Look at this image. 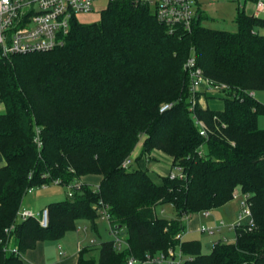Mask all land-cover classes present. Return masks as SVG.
I'll return each instance as SVG.
<instances>
[{"label": "trees", "instance_id": "1", "mask_svg": "<svg viewBox=\"0 0 264 264\" xmlns=\"http://www.w3.org/2000/svg\"><path fill=\"white\" fill-rule=\"evenodd\" d=\"M100 16L91 24L74 20L52 51L0 59V264H24L5 247L25 256L80 221L98 233L100 200L110 207L112 240L101 243L98 258L83 249L78 264L144 262L170 249L192 257L183 264H264V104L245 94L264 92V19L238 8L236 32L210 29L201 15L190 31L170 34L147 4L111 2ZM191 57L208 79L231 87L218 95L224 110H190ZM165 104L174 107L161 113ZM195 116L209 127L207 138ZM140 143L143 155L172 157L187 179L167 175L158 183L148 170L124 169ZM90 176L102 178L99 192L84 183L72 198L50 204L48 228L29 219L6 233L30 189L57 180L67 188ZM235 194L248 197L255 221L235 231V242L219 241L203 254L200 241L176 239L186 217L219 209ZM165 206L174 218L162 217ZM113 232L124 239L122 250Z\"/></svg>", "mask_w": 264, "mask_h": 264}, {"label": "built area", "instance_id": "2", "mask_svg": "<svg viewBox=\"0 0 264 264\" xmlns=\"http://www.w3.org/2000/svg\"><path fill=\"white\" fill-rule=\"evenodd\" d=\"M98 0H0V59L8 58L13 55H30L52 51L64 44V37L71 30V23L78 20L80 15L90 14L94 11L95 4ZM134 1L136 3L147 4L153 7L157 20L168 28L170 34L176 33L177 29L190 31L194 22L201 16L199 7L201 2L209 5L218 4L220 0H110L111 2ZM255 17H261L264 14V0H254ZM185 69L191 78V106L190 110L195 112L200 106V98L203 94L220 95L224 92L231 91V87L227 84L216 83L208 79L201 68L197 66L196 59L191 57ZM251 98L256 97L255 92L245 93ZM233 98H238L237 93ZM239 99H241L239 97ZM174 104H165L161 107L160 112L165 113L171 110ZM197 125L199 126L200 135L207 138L209 135V127L207 124L195 116ZM35 143L39 150L43 148L41 131L36 129ZM199 156H204L203 148L198 152ZM133 165L132 156L128 157L122 164L124 169H129ZM172 180L185 181L187 179L184 169L180 166H172V170L168 174ZM61 185V180L54 182ZM84 185L83 182H76L68 185V197L72 198L75 190H79ZM46 187V186H43ZM99 185L95 186V191L99 192ZM34 189H30L29 193ZM238 194H235L236 198ZM241 210L236 221L226 223L221 221L216 227L201 228V232L215 236L221 234L225 227L237 231L245 228V226L253 228L255 221L251 210V204L247 196H242ZM100 219L110 223V207L100 200L95 206ZM211 211L202 212L203 216L208 217ZM29 219H36L43 228H48L50 223L49 209L46 208L42 212L35 214L33 211L21 209L13 224L6 233L10 234L17 225ZM189 217H186V222ZM86 230V229H85ZM114 237V248L122 250L125 245L124 239L112 234ZM181 242L184 241V234L180 233L176 237ZM223 242V241H222ZM94 244V242H92ZM5 253L12 252L20 256L24 260L17 249L10 245L4 248ZM187 259L180 249H170L168 254H160L155 257H147L146 261L139 262L135 258H130L128 264H183Z\"/></svg>", "mask_w": 264, "mask_h": 264}, {"label": "rangeland", "instance_id": "3", "mask_svg": "<svg viewBox=\"0 0 264 264\" xmlns=\"http://www.w3.org/2000/svg\"><path fill=\"white\" fill-rule=\"evenodd\" d=\"M98 1L99 2H97L94 11L92 12L94 21L90 22V20L86 19V17L80 16L81 22L83 23L90 22L91 24L99 20L101 11L108 6L110 0H98ZM199 7H201L200 13L203 17L204 26L213 30L228 31V32L237 31V25L235 19L237 17L238 8L245 9L247 13L253 11V6L248 4L246 0H221L218 4H214V5H209L206 2H201ZM252 13H254V11ZM261 18L264 19V14L261 15ZM258 32L261 35H264V29H260ZM219 97L222 98V96ZM220 98L214 100L213 106L215 107L213 108H218V109L221 108V110H223L225 108L226 101ZM256 98L261 103L264 104V92H257ZM5 112L6 110L0 111V114H3ZM259 126L261 128H264V116L259 118ZM142 151L139 150L135 155H131L133 160V165L128 169L129 171H134L138 169L145 170L148 168L149 169L152 168L154 161L145 164V166L141 165L142 160L143 162L146 161L145 159H142L143 158L141 154ZM67 199H69L68 189L63 186L52 184L51 186L37 188L33 192L28 193L24 198L23 204H26V206H28L30 209L23 207L22 208L33 211L35 214H38L42 212L44 209L48 208L51 203L65 201ZM242 201H243V197L241 194H238V196L233 200V203L235 204L238 203L239 205V211L237 215H239V212L241 210ZM164 209L165 212L162 214L163 215L162 217L167 219H172L175 217V213L174 211H172L171 206H165ZM159 210L162 211V208ZM208 223H209L208 221L204 223L206 227L210 226ZM83 225L84 224H81L80 226L77 225V229H83L84 228ZM87 227H88L87 233L83 234L84 243H87L88 245L87 247L93 248V252L89 256L91 257L95 256L96 258H98L101 243L112 240L109 223L106 222L105 220H99L98 233L94 232L90 226ZM185 232H188L187 228ZM197 235H198V239H193V240H198L202 243L203 254H210L213 250L214 245L219 241L233 243L234 239L236 238L235 230H231L229 227H225L221 234H216L215 236H211L209 234H204V233H198ZM92 242H94V244H92ZM85 248H81V251Z\"/></svg>", "mask_w": 264, "mask_h": 264}, {"label": "crops", "instance_id": "4", "mask_svg": "<svg viewBox=\"0 0 264 264\" xmlns=\"http://www.w3.org/2000/svg\"><path fill=\"white\" fill-rule=\"evenodd\" d=\"M246 2L253 6V11H254V13H252L253 12L252 11L250 13L248 12V14L254 15L255 14L254 1L246 0ZM80 16L86 17V19L90 20V22L94 21L92 13L84 14ZM80 16L78 17L79 22H81ZM90 22H85V24H90ZM213 96H215L216 98L212 99L211 97ZM217 98H220V97L218 95H213V94L211 95L203 94L200 98V106L203 109L210 108L212 110L222 111L221 108L219 109L213 108L215 107L213 106L214 100ZM4 110H6L5 105L0 99V111H4ZM142 149H143V144L140 143L138 147L136 148V150L134 151L133 155H135L139 150L142 151ZM142 157H143L142 159L146 160L145 162H143V160L141 161L142 162L141 165L143 166H145V164L147 163H151L152 161H154L152 168L151 169L148 168L145 170H148L150 176L155 182L159 183L161 181V178L167 176L172 170V166H173L172 157L168 156L167 154L161 151L154 150L149 154H146V155L142 154ZM4 164H5L4 158L0 154V167L4 166ZM101 180L102 178L99 176H90V177L83 179L82 182L89 184V185L97 186L101 183ZM22 207L30 209L28 206H26V204H23ZM238 211H239L238 203L235 204L233 203V201H231L225 206L211 211L208 217L203 216L202 213L191 216V218L186 222V228L188 229V232H184V240L198 239L197 234L202 233L201 228L205 226L204 223L206 221L209 222L208 223L210 225L209 227H216L221 221L229 222V223L236 221L237 216H238L237 215ZM81 224H84L83 229H77L74 232H69L60 241L38 242L36 247L33 250H30L25 254L24 264H78L81 248H85L88 246L87 243H84L83 234L87 233L88 231L87 226H90V224L87 221H80L78 226H80ZM235 240L236 238L234 239L233 242H235Z\"/></svg>", "mask_w": 264, "mask_h": 264}]
</instances>
